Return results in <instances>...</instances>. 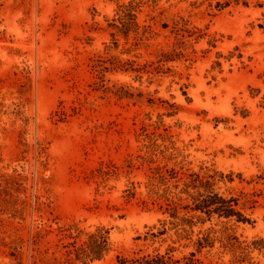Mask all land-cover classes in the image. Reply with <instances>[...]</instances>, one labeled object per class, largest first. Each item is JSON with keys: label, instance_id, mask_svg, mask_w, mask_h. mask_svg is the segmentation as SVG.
<instances>
[{"label": "rangeland", "instance_id": "374dc122", "mask_svg": "<svg viewBox=\"0 0 264 264\" xmlns=\"http://www.w3.org/2000/svg\"><path fill=\"white\" fill-rule=\"evenodd\" d=\"M142 257L264 264V0H0V264Z\"/></svg>", "mask_w": 264, "mask_h": 264}, {"label": "trees", "instance_id": "16d2710c", "mask_svg": "<svg viewBox=\"0 0 264 264\" xmlns=\"http://www.w3.org/2000/svg\"><path fill=\"white\" fill-rule=\"evenodd\" d=\"M194 185V184H193ZM193 185H186L185 190L183 193H185L191 200H192V206H190V209H193L195 211H199L202 214L207 215L208 217H211L212 215H217L218 217H223L225 219H231L235 218L237 222L242 223H248L249 220L245 218L239 211L236 210V202L232 199L226 200L222 196H219L217 194L212 196H206L203 197V195L198 194L197 196H194L192 194H189L187 190L192 187V189H196L197 186ZM182 200L176 201H170L171 204H168L169 206H172L174 211L177 210V207L182 206L181 203ZM184 207H189L188 205ZM120 264H123L122 260ZM136 262H139L140 264H160L162 263L159 258L154 257L148 259V257H142L141 259H138Z\"/></svg>", "mask_w": 264, "mask_h": 264}]
</instances>
